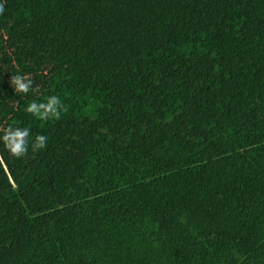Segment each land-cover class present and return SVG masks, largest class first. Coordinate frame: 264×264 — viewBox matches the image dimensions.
<instances>
[{
  "label": "trees",
  "instance_id": "16d2710c",
  "mask_svg": "<svg viewBox=\"0 0 264 264\" xmlns=\"http://www.w3.org/2000/svg\"><path fill=\"white\" fill-rule=\"evenodd\" d=\"M0 3V264H264V0Z\"/></svg>",
  "mask_w": 264,
  "mask_h": 264
},
{
  "label": "clouds",
  "instance_id": "9594fccd",
  "mask_svg": "<svg viewBox=\"0 0 264 264\" xmlns=\"http://www.w3.org/2000/svg\"><path fill=\"white\" fill-rule=\"evenodd\" d=\"M5 11L4 3H0V14ZM11 85L16 93L27 94L32 90V81L27 75L16 74L11 76ZM25 111L38 119L48 120L51 118L59 119L63 111H67L63 101L56 95L47 97L44 102H30ZM0 141L3 142L5 148L11 156L16 158L25 157L29 151V137L31 130L26 127L8 126L2 130ZM47 137L43 134H37L31 142L33 152H37L47 146Z\"/></svg>",
  "mask_w": 264,
  "mask_h": 264
}]
</instances>
